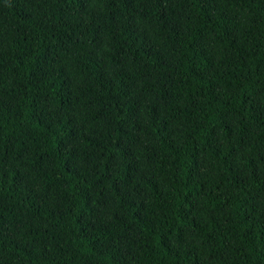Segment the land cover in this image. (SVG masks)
I'll return each instance as SVG.
<instances>
[{"label": "trees", "instance_id": "trees-1", "mask_svg": "<svg viewBox=\"0 0 264 264\" xmlns=\"http://www.w3.org/2000/svg\"><path fill=\"white\" fill-rule=\"evenodd\" d=\"M0 264H264V0H0Z\"/></svg>", "mask_w": 264, "mask_h": 264}]
</instances>
